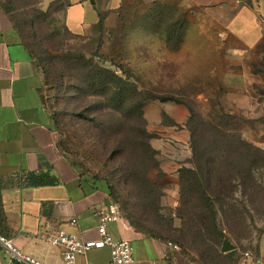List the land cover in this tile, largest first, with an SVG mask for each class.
<instances>
[{
    "label": "crops",
    "instance_id": "crops-1",
    "mask_svg": "<svg viewBox=\"0 0 264 264\" xmlns=\"http://www.w3.org/2000/svg\"><path fill=\"white\" fill-rule=\"evenodd\" d=\"M63 1L65 25L79 35L98 22L100 13H105V25L112 24L125 3ZM144 1L175 5L184 24L172 46L159 31L148 35L149 56L133 61L135 76L146 73L153 83L210 85L211 92L218 86L231 105L227 112L243 119V138L264 148V77L257 70L264 55V0ZM46 96L45 76L0 2V234L21 252L58 264L61 249L39 236L44 224L97 240L94 208L112 199L103 180L83 173L61 150ZM142 114L146 131L153 135L148 143L153 153L126 140L123 157L135 172L153 161L154 173L174 182L181 168L192 167L187 111L155 99L145 103ZM30 175L41 184L27 185ZM71 217H76V226L69 224ZM108 231L114 239L131 243L132 264H205L187 250H170V240L139 229L122 210ZM7 255L0 247V264H11L10 258L5 261ZM257 256L264 264V231ZM109 259L110 249L104 246L78 255L76 264H106Z\"/></svg>",
    "mask_w": 264,
    "mask_h": 264
},
{
    "label": "rangeland",
    "instance_id": "rangeland-1",
    "mask_svg": "<svg viewBox=\"0 0 264 264\" xmlns=\"http://www.w3.org/2000/svg\"><path fill=\"white\" fill-rule=\"evenodd\" d=\"M8 1L0 0L3 6ZM11 1V13L22 26L23 37L25 40L33 38L37 45L34 52L43 68L48 70L44 75L46 100L65 155L83 173L104 178L111 185L112 202L126 215L177 243L182 251L187 250L206 264H231V253L218 255L220 238L216 235L209 238L203 230L196 228L208 211L199 196L180 195L179 174L172 182L154 173L153 161L135 172L123 157L126 140L152 155L146 147L149 140L141 133L144 123L139 117L147 102L158 99L180 104L187 111L190 124L197 126L199 132L195 137L203 145L210 137L196 122L207 119L213 108L226 113L231 107L216 85L211 92L210 85L153 83L146 73L135 76L134 72H129L134 60L149 56L150 33L159 31L170 46L178 41L184 24L182 12L175 5L125 0L116 21L108 26L104 24L102 28L93 25L77 36L66 29L63 0L48 4L43 0ZM46 10V15L41 14ZM82 57L92 66L107 68L117 75L128 73L132 76L129 81L134 79L138 88L132 102L119 106L118 97H113L109 98L113 109L104 108L107 105L105 96L83 77L88 71L81 64ZM261 58L258 70L264 77V55ZM143 70L148 71L146 67ZM240 152L243 156L237 162L240 163L238 173L241 178L246 176L249 161L258 160L251 170L256 184L239 182L237 177L231 193L230 183L218 185L216 189L223 188V196L214 201L215 220L219 229L235 244V257L239 251L253 252L264 228V155H259L262 159H247L254 155L252 150L243 147ZM211 187L215 188V183ZM8 259L9 256H5V261Z\"/></svg>",
    "mask_w": 264,
    "mask_h": 264
},
{
    "label": "trees",
    "instance_id": "trees-1",
    "mask_svg": "<svg viewBox=\"0 0 264 264\" xmlns=\"http://www.w3.org/2000/svg\"><path fill=\"white\" fill-rule=\"evenodd\" d=\"M12 1L9 0L4 6V11L9 14L11 17L14 26L17 28L21 39L23 40L27 49L31 52L34 59L36 60L38 66L42 70L45 75L48 73V70L43 68L40 63V59H38L36 53L34 52V48H37L36 42L33 40H25L23 37L24 33L22 32L21 25L17 23L12 15ZM47 11H42L41 14H47ZM104 17L105 13L99 14V20L95 24L98 28H102L104 26ZM67 31L68 28L66 27ZM70 32V31H69ZM72 33V32H71ZM73 35V33H72ZM79 36V34H74ZM82 66L87 69L88 72L83 76L84 79H88L89 83L95 90H98L100 94L104 95L107 101V105L104 108L113 109V105H110L111 100L109 98L118 97V105H128L132 102V97H134L138 88L134 84L133 81H129V78L132 77L128 73H125L123 76L117 75L114 71H111L104 67H95L90 64V62L86 61L84 57H82ZM258 70V69H257ZM260 71V70H259ZM129 72H133L131 68H129ZM163 100L165 98H162ZM191 109L189 108V111ZM128 117V116H127ZM141 123H144L143 128L141 129V133L144 137L149 140L153 135L148 133L145 129V120L143 118L142 112L139 114ZM243 123V119L236 114H232L229 112H222V110H216L213 108V112L211 115L205 119H201L196 122V125L201 126V130L207 133L210 137L209 140L203 145L201 142H198V138L195 137L197 130V126L194 127L190 124V118H187L186 126L190 132V146H191V159H192V167H183L179 170V192L180 195H184L188 193L190 198L200 197V199L204 200L206 210L208 211V215L202 216V221L200 222V226H196L197 229L203 230L206 236L212 238L213 235L220 238L226 236L218 226L217 220H215V216L217 214V210L214 208V201L220 200V197L223 196L222 189H216L218 185H222L224 183H230V193L234 188V182L237 177L239 182L248 181L252 182V184H256L253 180L252 168L257 164L258 160L249 161V165L246 168V176L241 178L239 177L238 168L239 164L237 159H242L243 154H241L240 149L245 147L246 149L252 150L254 155L250 156L247 159H262L259 155H264V149L257 147L245 140L240 131L241 125ZM138 143V139H135ZM203 140V137L201 138ZM139 144V143H138ZM147 150L153 153V150L150 148L148 141L146 144ZM78 167V166H77ZM95 179L103 180L108 189H111V185L104 179L99 178L97 175H93ZM212 183H215V188H212ZM27 185H39L41 184V180L38 177L30 175L26 180ZM2 188V183L0 181V192ZM111 191V190H110ZM187 194V195H188ZM1 203V196H0ZM126 218L136 227L148 233L149 235L165 238L162 235H158L155 232L149 230L147 227L143 226L139 221L132 218L130 215H126L123 212ZM199 227V228H198ZM220 230V231H219ZM264 231L262 228L258 239ZM236 251L231 250L226 253L218 251L219 256H223L231 253L232 259L231 264H235L238 255L235 257L233 252ZM253 253L257 255V246L253 250ZM234 256V258H233ZM205 263V262H204ZM206 264V263H205Z\"/></svg>",
    "mask_w": 264,
    "mask_h": 264
},
{
    "label": "built area",
    "instance_id": "built-area-1",
    "mask_svg": "<svg viewBox=\"0 0 264 264\" xmlns=\"http://www.w3.org/2000/svg\"><path fill=\"white\" fill-rule=\"evenodd\" d=\"M97 219V231L99 239L84 240L81 236L68 232L60 228H52L46 222L39 231L42 240L50 245L61 249V257L58 264H76V258L80 254H85L91 248H101L104 246L110 249V259L106 264H132L134 263L133 247L127 240L114 239L109 231L108 224L115 221L120 216L119 206L115 202L106 205H97L94 208ZM69 224L76 226V217L69 219ZM0 247L9 254L11 264H46L31 257L17 249L12 240L0 234ZM168 247L173 251H181V246L177 243L168 242ZM235 264H260L258 256L251 250L238 252Z\"/></svg>",
    "mask_w": 264,
    "mask_h": 264
},
{
    "label": "water",
    "instance_id": "water-1",
    "mask_svg": "<svg viewBox=\"0 0 264 264\" xmlns=\"http://www.w3.org/2000/svg\"><path fill=\"white\" fill-rule=\"evenodd\" d=\"M235 244L227 237L224 236L220 245V252L226 253L235 249Z\"/></svg>",
    "mask_w": 264,
    "mask_h": 264
}]
</instances>
